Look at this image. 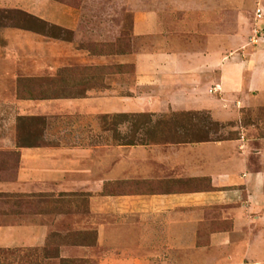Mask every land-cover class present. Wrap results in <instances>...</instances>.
<instances>
[{
  "label": "rangeland",
  "instance_id": "1",
  "mask_svg": "<svg viewBox=\"0 0 264 264\" xmlns=\"http://www.w3.org/2000/svg\"><path fill=\"white\" fill-rule=\"evenodd\" d=\"M148 9H158L168 14V19L183 23L188 13H194L192 37L199 42L202 37L215 38V46L223 55L244 56V51L264 48V0H0V182L15 180L18 152L11 148L13 145L103 143L108 145L105 150L112 144L169 146L230 139L240 150L245 147L239 146L241 139H248L247 146L253 148L248 162L258 167L255 139L264 136V103L243 108L241 118L229 122L214 121L207 113L190 110L84 115L63 110L58 104L41 105L127 95L142 102L140 97L145 99L150 92L136 86V57L148 37L135 36L132 27L134 12ZM257 9L261 16H257ZM152 166L158 168L155 175L125 176L115 183L104 175L103 193L208 184L207 178L201 182L184 177L180 167L174 171ZM88 199L86 192H0V224L106 223L105 218L89 210ZM232 210L234 205H223L199 212L200 219H207L199 223H221L214 229L231 231L235 217ZM29 212L36 216L31 219ZM244 223L253 224L245 225L235 241L248 242L260 233L264 237V224H260L264 223V213L248 211ZM69 227L62 232L51 229L43 247L0 248V264H95L87 259L60 257V244L72 241L71 236L84 239L94 235L92 230L85 234ZM151 234L161 233L154 230ZM180 250H172L166 259L150 252L147 264H188L174 255H180ZM139 254L144 255L142 251ZM250 254L224 264H264V245ZM193 260L190 264H204L200 259Z\"/></svg>",
  "mask_w": 264,
  "mask_h": 264
},
{
  "label": "crops",
  "instance_id": "2",
  "mask_svg": "<svg viewBox=\"0 0 264 264\" xmlns=\"http://www.w3.org/2000/svg\"><path fill=\"white\" fill-rule=\"evenodd\" d=\"M187 16L183 23L168 19V14L158 9L134 12L133 34L148 37L136 57V86L150 92L145 99L140 97L142 102L127 95L56 100L41 105L58 104L63 110H77L84 115L190 110L207 113L219 122L235 121L241 118L243 108L262 105L264 48L244 51L245 57L223 55L222 49L215 46V38L202 37L199 42L192 37L196 19L194 13ZM241 141L239 146L245 147L240 150L230 139L169 146L112 144L105 150L108 145L103 143L13 145L11 148L18 152L15 180L1 181L0 192H86L89 210L105 218L106 223H3L0 248L43 247L51 229L62 232L73 226V230L85 234L92 230L94 235L87 238L84 234V239L71 236L72 241L60 244L61 258H82L95 264H147L150 252L165 258L178 247L181 253L174 255L188 264L196 258L204 264H224L251 255L264 245L262 233L248 242L235 241L234 237L245 225L253 224L244 223L246 212L264 213V136L255 139L258 167L248 162L253 149L247 146L248 139ZM152 164L174 171L180 167L184 177L201 182L207 178L208 184L103 193L104 175L112 183L140 173L151 176L158 170ZM223 205H234L231 231L214 229L221 223H199L207 220L200 219L199 212ZM28 214L31 219L36 216ZM154 230L161 234L152 235Z\"/></svg>",
  "mask_w": 264,
  "mask_h": 264
},
{
  "label": "trees",
  "instance_id": "3",
  "mask_svg": "<svg viewBox=\"0 0 264 264\" xmlns=\"http://www.w3.org/2000/svg\"><path fill=\"white\" fill-rule=\"evenodd\" d=\"M65 97H76V96H53L51 98H65ZM80 97V96H79ZM208 140V139H206ZM133 144V143H132Z\"/></svg>",
  "mask_w": 264,
  "mask_h": 264
},
{
  "label": "built area",
  "instance_id": "4",
  "mask_svg": "<svg viewBox=\"0 0 264 264\" xmlns=\"http://www.w3.org/2000/svg\"><path fill=\"white\" fill-rule=\"evenodd\" d=\"M256 14H257V16H261L260 9H257Z\"/></svg>",
  "mask_w": 264,
  "mask_h": 264
}]
</instances>
